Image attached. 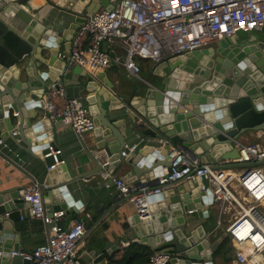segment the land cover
<instances>
[{"label":"water","instance_id":"water-1","mask_svg":"<svg viewBox=\"0 0 264 264\" xmlns=\"http://www.w3.org/2000/svg\"><path fill=\"white\" fill-rule=\"evenodd\" d=\"M101 7L110 9L111 4L108 0H69L65 9L77 14L70 32L74 33L87 14H94ZM0 18V96H9L11 102L5 119L11 133L8 137L19 140L25 129V119L32 117L25 106L32 109L38 104L28 100L27 95L38 88L43 92L47 81L61 83L65 91L77 75L91 76V73L78 66L65 71L63 62L57 58L60 52L57 45L60 39L69 38L68 48L63 50L67 53L71 34L68 37L63 33L60 39L53 41L51 37L56 38L57 31L49 27L39 30L43 25L36 24L28 6L7 4ZM100 47L109 51L105 40ZM22 73L26 80L20 82L18 78ZM151 75L156 77L153 82ZM95 80L86 85L88 90L92 88L86 97L94 125L91 132L95 136L87 150L95 164L92 174H100L102 170L99 151L111 152L114 144L109 136L116 138L115 146H120V150L107 160L108 172L111 174L109 168L123 159L121 151L125 148L121 130L128 137L135 134L143 140L166 138L190 158L211 164L213 168L239 169L253 164L232 160L238 158L237 139L241 135L264 129V24L259 30L243 35L237 33L200 49L162 58L131 88L125 99L118 92L119 89L126 91L125 88L102 79L101 85ZM97 98L100 102L96 103V111L91 105ZM12 112L16 114L13 116ZM108 113L115 118L108 120L105 117ZM3 115L6 114L0 113V120ZM29 121L26 119V123ZM0 124L2 126L1 121ZM149 147L140 160L137 156L124 157L123 161L130 167L122 176L126 184L149 189L165 173L163 168L166 173L170 172L168 146L150 144ZM44 160L46 166L53 163L50 158ZM259 164L264 165V159ZM60 165L47 170L37 185L44 210L43 199L47 198H51L48 206L51 211L65 208L59 194L62 198L67 196L65 185L69 182L58 181ZM206 187L205 179L199 178H181L166 184L159 194L149 197L148 217L139 219L135 211L123 214L121 228L126 242L139 240L141 245L168 255L167 264H212L219 244L228 238L226 233L205 231L201 226L192 228L185 216L192 209L199 216L207 214L203 207L212 204V196ZM18 188L0 191V264H30L19 255L11 254L19 250L14 224L20 219L19 210L24 203L18 196ZM109 195L117 202L101 218L108 216L119 204L128 202V198H120L117 193ZM120 240L102 242L95 237L84 259H90L93 264L111 259L119 251ZM85 260L80 259L82 263Z\"/></svg>","mask_w":264,"mask_h":264},{"label":"built area","instance_id":"built-area-1","mask_svg":"<svg viewBox=\"0 0 264 264\" xmlns=\"http://www.w3.org/2000/svg\"><path fill=\"white\" fill-rule=\"evenodd\" d=\"M110 9L102 8L87 14L84 22L74 31L67 53L59 52L57 58L66 72L78 66L87 70H104L111 66L108 54L100 43L124 42L122 67L138 79L140 68L136 59H148L154 64L164 57L191 52L209 43L230 37L238 32L259 30L264 24V0H108ZM48 119L60 121L76 134L91 132L94 128L91 116L80 98H66L61 83L55 82L44 90ZM16 113H14L15 115ZM15 133H12L14 135ZM168 146L167 157L170 172L158 177L153 187H134L122 177L114 178L107 171L108 162L102 163L100 172L104 182L112 177L114 189L120 198H128L139 219L149 216V197L159 194L163 187L181 178L205 179L212 203L222 211L226 205L233 210L232 218L224 228L234 252L235 264H264V146L258 142L238 143V158L232 162L253 163L242 172L213 168L190 158L176 144L166 138L158 139ZM8 144L0 137V151ZM136 145L121 151L125 157ZM61 149L49 145L41 158H50L47 170L63 163ZM239 176V179L235 177ZM240 187V197L231 182ZM106 186L107 183H104ZM251 187H255L252 190ZM38 184L32 183L21 191V198L28 203L29 213L48 228L46 243L31 251L18 250L19 255L30 264H84L78 250L84 237L85 223L73 220L63 227L60 220L63 210H44ZM255 191L261 193L260 196ZM190 210L188 213H191ZM217 221V225H219ZM123 252L124 248L119 249ZM168 255L153 252L145 264H167Z\"/></svg>","mask_w":264,"mask_h":264},{"label":"crops","instance_id":"crops-1","mask_svg":"<svg viewBox=\"0 0 264 264\" xmlns=\"http://www.w3.org/2000/svg\"><path fill=\"white\" fill-rule=\"evenodd\" d=\"M68 1L69 0H0V8L3 6V9L5 5L11 3L28 6L31 16L37 20L36 24L38 25L41 23L43 25L39 30L43 29L44 31V29L49 27L51 28L50 30L57 31L56 38L54 36L51 37L54 39L53 41H55L56 39H60L59 37L63 33L68 37L69 34H71V37L73 35V32L71 33L69 29L71 28L74 20L77 18V14L71 9H65ZM72 4L75 3L72 2ZM86 6L84 5L83 8H86ZM102 8L104 7H101L100 9ZM2 9H0V16L2 15ZM7 18L8 16H6V19ZM4 20L5 19L1 21ZM238 33L243 35L245 32ZM68 42L69 38L67 37H65V39H60L58 45L56 44L60 49V52H63L64 49L68 48ZM123 46L124 42L119 39H115L113 42L107 43V49L109 51L105 49L103 50L108 54L111 60V66L107 69L99 71L88 70L91 73V76L77 75L78 78L73 79L70 82V85L65 87V97L80 98L87 108L88 103L86 102V97L92 92L90 91L92 88L88 90L86 85L90 80L96 79L101 85H103L101 81L104 80L109 83H113L114 85L116 83L117 87L119 86L125 88L126 91L123 89L118 90L120 96L125 99L127 93L136 83L140 81V79L128 73L122 67L121 62L124 56ZM45 54L47 56L49 55L48 52ZM136 63L140 68V77L142 79L146 76V74L152 71L153 66L155 65L148 59H136ZM18 79L20 82L25 81L26 78L24 73H22ZM155 79V76H150L151 82ZM34 80L36 81V79ZM99 83L98 85H100ZM35 84L37 86V82H35ZM52 84L53 83L47 81L46 88L50 87ZM26 93L27 92H25V94ZM27 97L28 100L38 102V104H33L34 106H32V109L25 106L28 113L31 111L32 117L26 118L27 120H30L27 123L25 119V129H23L24 132L18 140L8 137L11 133L8 129L9 126L7 122H5L7 111L9 114L11 110L10 98L9 96H0V113L6 114L5 117L3 115L0 120L2 122V126L0 124V136H4L5 141L8 144L7 149L0 151V191L14 190L19 187L18 196L21 198V191L32 183L38 184L47 172L46 163L45 160L41 158V153L49 145L60 148L62 151L60 158L63 160V163L60 165L61 171L59 172L58 181L65 180V182H69L65 185L67 196L62 198V195L59 194L61 201L65 203V208L62 209L64 211V215L60 220V224H62L63 227H66L73 220L82 219L84 221L86 233L82 238V243L78 250L79 258H83V260H85L84 256L86 254V250L94 241L95 237H98L102 242H114L116 239H121L118 244V248H126L129 243L126 242L121 225L124 219L123 214L135 211L132 202L128 201L119 204V207L113 209L108 216L101 218L102 214L117 202L113 201L109 195L117 193L114 189L112 177H122L125 172L130 170V167L125 163V161H123L125 158L127 159L129 156H137L138 160H140L143 153H148L150 144L159 146V140H143L135 134L128 137V135H125L121 130L124 139V148L131 145H136V148L134 151L129 152L125 158L121 156L123 159H120L119 162L116 161L114 166L109 168L112 169V177H109L108 181L104 182L100 174H92L95 164L87 155L88 146L91 145L95 139L94 134L92 132H84L78 135L69 126L59 123L58 121L49 120L48 111L45 108L44 91L41 92L40 88L33 91L31 95H27ZM97 102H100L98 101V98L96 99L95 104L91 105L96 111ZM13 114L14 112H12V115ZM105 117L108 120L115 118L110 113L106 114ZM108 138L114 145H112L111 152L107 149L99 151L103 163L108 162L107 160L110 156L117 155V152L120 150V146H115V143L117 145L116 138L114 136H109ZM237 141L239 143L258 142L264 146V129L245 133L241 135ZM161 146L163 145L161 144ZM218 165L221 164L218 163ZM252 165L239 169H223L225 171L222 172L225 173L228 170L242 172L250 167H253ZM106 169L108 171L107 167ZM163 169L166 173L165 168ZM104 183H107L108 185L106 186ZM233 187L235 188L234 185ZM166 190H168V188ZM239 195H242V193H239ZM43 200L44 205L46 206L45 211L52 212V209L48 207L51 204V198ZM203 208L207 209L206 215L202 213L201 216H199L195 209H192L191 213L185 214V216L191 221L192 228L201 226L205 231H216L219 234L224 232L225 226H227L229 220L232 218V208L224 205L222 211H219L217 203H212ZM16 210L18 209L16 208ZM19 212L21 215L20 219L14 224L16 229L15 234H17L16 239L19 241V243H16V246L19 250L31 251L44 245L48 236V228L44 226L41 220L33 218L30 215L27 202L24 201L23 207L19 210ZM217 221H219V225H217ZM87 231L89 233H87ZM133 242L140 244L139 240ZM220 246L221 243L218 246L217 252L213 256L212 264H235L233 250L231 249L227 252L222 249L219 250ZM152 251L155 252L154 250ZM122 254L123 252L119 250L111 259H105L97 264H108V262L112 259L119 260L122 257ZM84 264L93 263L89 259L85 260Z\"/></svg>","mask_w":264,"mask_h":264},{"label":"trees","instance_id":"trees-1","mask_svg":"<svg viewBox=\"0 0 264 264\" xmlns=\"http://www.w3.org/2000/svg\"><path fill=\"white\" fill-rule=\"evenodd\" d=\"M230 251L232 248L229 240L226 239L221 243L219 250ZM153 251L145 246L136 242L130 243L123 250L122 257L119 260H110L108 264H145Z\"/></svg>","mask_w":264,"mask_h":264},{"label":"bare ground","instance_id":"bare-ground-1","mask_svg":"<svg viewBox=\"0 0 264 264\" xmlns=\"http://www.w3.org/2000/svg\"><path fill=\"white\" fill-rule=\"evenodd\" d=\"M225 173H227V172H225ZM236 179H239V176H236L235 177ZM235 181H233V182H231V184H233L234 186H235V188H236V192H237V194L239 195V193L241 194L242 193V191H241V189H240V187L238 186H236V183H234ZM250 188H252V190L253 189H255V187H251V184H249L248 185ZM239 189V190H238ZM239 191V193H238V191ZM255 194L257 195V196H260L261 195V193L260 192H258V191H255ZM240 197H243V194L242 195H239Z\"/></svg>","mask_w":264,"mask_h":264},{"label":"clouds","instance_id":"clouds-1","mask_svg":"<svg viewBox=\"0 0 264 264\" xmlns=\"http://www.w3.org/2000/svg\"><path fill=\"white\" fill-rule=\"evenodd\" d=\"M259 110V109H258ZM224 115V113H221V116H223Z\"/></svg>","mask_w":264,"mask_h":264},{"label":"rangeland","instance_id":"rangeland-1","mask_svg":"<svg viewBox=\"0 0 264 264\" xmlns=\"http://www.w3.org/2000/svg\"><path fill=\"white\" fill-rule=\"evenodd\" d=\"M213 43V42H212ZM212 43H209L208 45L212 44ZM228 239V238H227Z\"/></svg>","mask_w":264,"mask_h":264}]
</instances>
